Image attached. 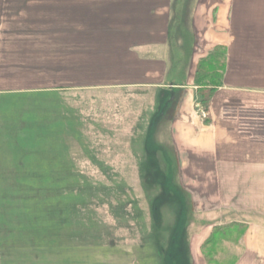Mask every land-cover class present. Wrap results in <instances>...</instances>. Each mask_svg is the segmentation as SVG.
<instances>
[{"label":"rangeland","instance_id":"1","mask_svg":"<svg viewBox=\"0 0 264 264\" xmlns=\"http://www.w3.org/2000/svg\"><path fill=\"white\" fill-rule=\"evenodd\" d=\"M21 1L0 0V56L15 61L13 66H0V97L10 88L24 93L16 94L18 98L3 95V103L0 99V112L5 113L0 114V129L6 133H0L3 264H133L132 254L139 259L136 264H191L189 243L194 237L207 239L214 219L203 207L208 200L190 203L192 197L184 190L194 188L212 198L214 186L208 168L183 169L172 149L153 151L166 149L150 135L166 96L132 88L63 89V81H74V74H65L64 42L32 38L38 33L58 35L60 29L23 23L26 3ZM181 44L188 48L187 41ZM215 53L224 60V73V46L208 56ZM219 75L212 86L220 84L222 72ZM55 88L58 96L38 91ZM215 89L203 88L198 95L206 111L212 108ZM254 92V105L233 112L244 118L241 142L262 146L264 89ZM62 110L65 123L43 119ZM33 111L39 121L20 115ZM35 180L42 186L41 194L38 185H32ZM249 188L262 204L264 185L239 186V192ZM237 190L235 185L220 187L223 194ZM247 198L257 202L254 196ZM196 208L201 211L194 216ZM227 236L216 237L219 246L214 251L223 257L210 258L212 264H231L240 255L242 233L235 229ZM211 249L212 245L208 252Z\"/></svg>","mask_w":264,"mask_h":264},{"label":"crops","instance_id":"2","mask_svg":"<svg viewBox=\"0 0 264 264\" xmlns=\"http://www.w3.org/2000/svg\"><path fill=\"white\" fill-rule=\"evenodd\" d=\"M21 2L26 3L22 7V17L26 19L23 23L56 25L60 29L58 35L38 33L32 38L64 42L65 74H74L73 82L63 81L65 90L132 88L144 89L145 93L155 90L161 97L166 96L158 124L150 127V135L158 138L156 145L166 149L155 147L153 151L166 153L172 149L183 169L208 168L211 173L207 176L214 186L212 198L200 195L194 188H190L191 193L184 190L192 197L190 203L208 200L203 207L214 219L207 239L194 237L189 243L190 263L212 264L204 245L214 234L231 227L242 233L237 247L240 255L231 264H264V194L260 195V204L253 189L239 192V186L264 185V144L241 142L244 118L233 112L250 108L256 101L252 93L264 89V0ZM17 37L20 39V34ZM184 40L188 42L187 49L182 47ZM218 46H224L226 51L224 78L215 89L211 110L206 111L198 101L204 87L195 83V75L197 65ZM14 63L0 56V66ZM15 90H3L2 94L12 98L24 94ZM54 90L57 89L38 91ZM3 95L2 103L7 99ZM182 182L188 185L183 178ZM223 184L227 190L230 185L238 190L223 194ZM247 195L256 197L257 202H249ZM196 209L192 210L194 216L200 210ZM1 251L0 247L3 264ZM138 260L132 254L133 264Z\"/></svg>","mask_w":264,"mask_h":264},{"label":"trees","instance_id":"3","mask_svg":"<svg viewBox=\"0 0 264 264\" xmlns=\"http://www.w3.org/2000/svg\"><path fill=\"white\" fill-rule=\"evenodd\" d=\"M206 58H207L206 60L204 58L200 62V64L198 65V68L196 70V75H195V83L197 85H199V86L204 87L207 90L208 88H211V87H219V86H221L222 78L224 76V73L222 71L223 67H224V63H223L224 60H223L222 56L220 54H218V53H215L213 55L207 56ZM221 72H222V78L220 80L221 81L220 84L218 86H215V85L212 86L213 83H215L216 81H218L220 79V75L219 74H221ZM56 89H58V88H56ZM212 91H214V88H212L210 92H212ZM56 92H58V90H54L52 92H44V93L42 92V94H44L43 96H47L48 94L55 93L54 95L58 96V93H56ZM3 114H5V113H3ZM20 115H22L23 117H26L25 119L31 118V119H33L34 122L39 121V119L36 118V112L35 111H33L31 113H28L25 116H24V114H20ZM25 119H24V121H25ZM43 119H47L48 123H50V122L65 123L66 122V112L62 110L60 115L57 114L55 116L46 114V117H44ZM0 133H2L4 136L6 135V133L3 132L1 129H0ZM7 137H10L9 134H7ZM18 141H20V140H18ZM36 181L37 180H35V182H34L35 184H32V185H35V186L38 185L37 187H38L39 191H41L42 186L39 185V182H36ZM62 186H65V184L63 183ZM41 193H42V191L39 194H41ZM233 233H234L233 228L228 227V228L224 229L223 231H221L220 233L218 232V233L214 234L212 239L210 241H208L204 245V250L206 252H208L209 246L212 245L211 251L208 252L210 254H207V255H209L208 257H210V258L223 257L221 254H219L218 252L214 251V248L215 247L218 248V246H219V244L217 243V238L216 237L217 236L219 237L221 235H222V237H224V235H228L227 237L229 238V236L231 234H233ZM222 242L225 243L226 240H222ZM177 245H178V251H179V249H181V248H179L180 246H179L178 243H177ZM178 255L183 257L182 256L183 252L179 251ZM182 259L185 260V258H182Z\"/></svg>","mask_w":264,"mask_h":264}]
</instances>
